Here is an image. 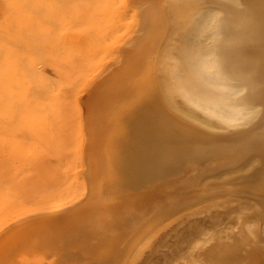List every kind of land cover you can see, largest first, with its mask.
<instances>
[{"label": "bare ground", "instance_id": "6f19581e", "mask_svg": "<svg viewBox=\"0 0 264 264\" xmlns=\"http://www.w3.org/2000/svg\"><path fill=\"white\" fill-rule=\"evenodd\" d=\"M133 1L136 31L152 28L128 38L136 44L127 67L91 106L92 205L20 220L0 241V264H264V213L254 217L264 209V0H250L251 19L235 7L229 14L228 3L217 23L215 8L205 18L215 0ZM117 100L105 138L104 111ZM232 164L240 165L211 175ZM102 172L117 187L101 189ZM241 173L207 194L211 180Z\"/></svg>", "mask_w": 264, "mask_h": 264}, {"label": "rangeland", "instance_id": "374dc122", "mask_svg": "<svg viewBox=\"0 0 264 264\" xmlns=\"http://www.w3.org/2000/svg\"><path fill=\"white\" fill-rule=\"evenodd\" d=\"M215 1L218 7L206 5L205 16L215 8L214 23L223 19L222 7L227 8L228 3L229 14L235 7L248 13L250 19L253 17L250 0H241L242 4L238 0ZM19 2L0 0V241L10 236V228L29 216L49 213L62 218L84 202L92 205L96 187H92L90 177L95 173L89 149L93 141L89 133L91 106L113 75L127 67L135 42L144 37L142 31L152 28V24L143 27L142 22L141 32L136 31L140 16L132 0H33L34 5L25 8ZM203 28L201 37L206 38L209 31L206 34L205 29L209 27ZM132 36L136 39L129 45L127 40ZM116 50L121 54L119 60L112 55ZM154 61L155 66L156 58ZM150 76L155 77V72ZM134 78L142 79L140 74ZM119 104L117 100L104 111L105 138ZM240 164L213 168L211 175ZM107 175L102 172L93 181L98 178L101 189L107 183L110 191L117 186L114 175L111 180ZM242 175L211 180L205 186L214 187L207 194L225 191L223 187L228 181ZM78 183H82L81 191L75 189ZM117 191L121 192L118 188ZM108 195L119 198L116 193ZM67 197L72 200L63 202ZM54 198H63L62 204L59 200L58 205L47 207L48 202L54 203ZM144 199L145 195L138 196L133 202ZM99 200L103 203L106 198ZM109 203L115 204L113 200ZM147 208L141 206L139 210ZM263 211L256 210L254 217L258 218ZM257 247L258 253L264 255V245ZM241 262L244 264V259L238 258L227 264Z\"/></svg>", "mask_w": 264, "mask_h": 264}]
</instances>
